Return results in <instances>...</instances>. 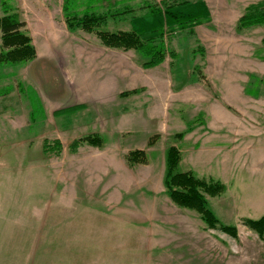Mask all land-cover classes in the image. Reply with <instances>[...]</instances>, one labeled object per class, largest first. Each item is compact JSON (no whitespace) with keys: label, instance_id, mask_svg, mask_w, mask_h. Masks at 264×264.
<instances>
[{"label":"rangeland","instance_id":"374dc122","mask_svg":"<svg viewBox=\"0 0 264 264\" xmlns=\"http://www.w3.org/2000/svg\"><path fill=\"white\" fill-rule=\"evenodd\" d=\"M63 1L0 0V17L17 14L36 53L0 65V264H264V237L244 223L264 215V27H237L264 0H203L210 20L168 36L177 57L151 68L68 30ZM94 134L101 146L70 150ZM170 146L178 171L223 185L205 196L235 236L168 197ZM133 150L146 161L130 164Z\"/></svg>","mask_w":264,"mask_h":264},{"label":"trees","instance_id":"16d2710c","mask_svg":"<svg viewBox=\"0 0 264 264\" xmlns=\"http://www.w3.org/2000/svg\"><path fill=\"white\" fill-rule=\"evenodd\" d=\"M102 0H64L62 12L68 30H82L93 33L100 43L106 47L123 50H134L142 58L143 68L154 67L169 56L176 58V52L167 45V37L176 32L194 34V26L210 20L209 10L203 0H168L158 3L143 2L132 6L125 0H111L103 8L98 4ZM84 6L81 10L80 7ZM6 13V11H5ZM110 19L127 21L129 30H109ZM252 26L264 27V6L250 4L237 20L238 28ZM24 22L15 13H6L0 17V65H18L32 60L36 53L28 35L21 30ZM264 43V38L262 39ZM198 48V47H197ZM202 52V48H198ZM248 94L256 92L247 87ZM67 111V109H66ZM62 111L55 112L61 113ZM34 112L31 114V118ZM81 143L101 146L102 138L96 134L88 135L73 141L69 148L75 151ZM45 151H60V144L54 146L44 142ZM130 164L144 163L145 153L133 150L127 154ZM178 150L169 147L165 152L164 187L168 197L181 208L195 211L208 228L235 236L237 229L219 221L210 209L205 195L216 196L223 190L219 182L205 181L196 177L191 171H178ZM245 225L264 237V215L258 219H245Z\"/></svg>","mask_w":264,"mask_h":264},{"label":"crops","instance_id":"0c3cea01","mask_svg":"<svg viewBox=\"0 0 264 264\" xmlns=\"http://www.w3.org/2000/svg\"><path fill=\"white\" fill-rule=\"evenodd\" d=\"M9 206V205H8ZM5 213V212H4ZM4 216H6V214H4ZM4 219H6V217H1L0 218V221H2V220H4ZM8 219V218H7ZM4 222H8V223H10L8 220H6V221H4ZM1 223V222H0ZM11 224V223H10ZM9 228H11V229H15L14 227H9ZM8 234H16V231L15 230H13V231H11V232H7ZM30 233V232H29ZM1 234V233H0Z\"/></svg>","mask_w":264,"mask_h":264}]
</instances>
